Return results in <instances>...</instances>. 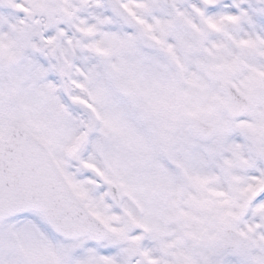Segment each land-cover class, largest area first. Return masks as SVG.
Returning <instances> with one entry per match:
<instances>
[{
    "label": "snow or ice",
    "instance_id": "6c2138e0",
    "mask_svg": "<svg viewBox=\"0 0 264 264\" xmlns=\"http://www.w3.org/2000/svg\"><path fill=\"white\" fill-rule=\"evenodd\" d=\"M0 264H264V0H0Z\"/></svg>",
    "mask_w": 264,
    "mask_h": 264
}]
</instances>
